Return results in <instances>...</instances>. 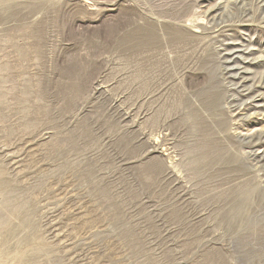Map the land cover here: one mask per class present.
<instances>
[{"label": "rangeland", "instance_id": "obj_1", "mask_svg": "<svg viewBox=\"0 0 264 264\" xmlns=\"http://www.w3.org/2000/svg\"><path fill=\"white\" fill-rule=\"evenodd\" d=\"M0 264H264V0H0Z\"/></svg>", "mask_w": 264, "mask_h": 264}]
</instances>
